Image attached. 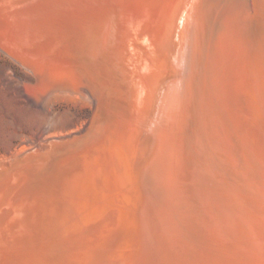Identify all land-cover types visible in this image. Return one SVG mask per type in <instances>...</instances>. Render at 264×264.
Here are the masks:
<instances>
[{
    "label": "bare ground",
    "instance_id": "1",
    "mask_svg": "<svg viewBox=\"0 0 264 264\" xmlns=\"http://www.w3.org/2000/svg\"><path fill=\"white\" fill-rule=\"evenodd\" d=\"M223 1L0 0V50L94 106L0 161V264H264V0Z\"/></svg>",
    "mask_w": 264,
    "mask_h": 264
},
{
    "label": "rangeland",
    "instance_id": "2",
    "mask_svg": "<svg viewBox=\"0 0 264 264\" xmlns=\"http://www.w3.org/2000/svg\"><path fill=\"white\" fill-rule=\"evenodd\" d=\"M239 1L224 0L215 15L219 16L225 8L230 14ZM24 53L29 52L21 51ZM48 72L52 75V70ZM49 75L45 82L49 80L54 85L55 79ZM38 83L35 74L0 50V161L22 154L32 142L43 138L47 142L81 131L93 114L94 106L88 96L59 88L42 92L44 86L41 88Z\"/></svg>",
    "mask_w": 264,
    "mask_h": 264
}]
</instances>
